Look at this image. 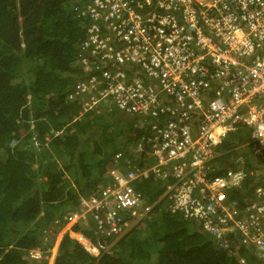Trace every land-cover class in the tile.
Returning a JSON list of instances; mask_svg holds the SVG:
<instances>
[{"label": "built area", "instance_id": "1", "mask_svg": "<svg viewBox=\"0 0 264 264\" xmlns=\"http://www.w3.org/2000/svg\"><path fill=\"white\" fill-rule=\"evenodd\" d=\"M73 8L88 24L78 48L85 74L69 99L83 114L114 107L125 115L143 133L134 151L144 155L118 153L46 238L59 237L58 247L68 234L95 256L75 226L116 241L161 204L240 264L242 250L264 264V0H82ZM230 138L250 158L217 175ZM147 180L164 186L157 203L138 189ZM247 182L254 190L244 197Z\"/></svg>", "mask_w": 264, "mask_h": 264}, {"label": "trees", "instance_id": "2", "mask_svg": "<svg viewBox=\"0 0 264 264\" xmlns=\"http://www.w3.org/2000/svg\"><path fill=\"white\" fill-rule=\"evenodd\" d=\"M72 1L0 0V264H49L29 254L54 247L45 230L78 210L79 198L92 192L118 153L136 162L144 155L134 151L143 133L125 115L114 107L83 114L82 102L69 99L85 74L78 48L88 24L70 9ZM237 147L233 138L222 147L217 175L229 162L243 167L240 159L250 158ZM55 156L64 159L61 168ZM245 161L251 168V160ZM245 188L244 197L252 196L249 182ZM138 189L150 203L164 192L163 184L151 180ZM153 212L158 217L145 220L144 230L151 233L154 250L133 230L105 251L114 241L98 240L93 227L75 226L100 247V256L66 234L53 264H240L180 213L161 204ZM241 254L247 264H260L253 252Z\"/></svg>", "mask_w": 264, "mask_h": 264}, {"label": "rangeland", "instance_id": "3", "mask_svg": "<svg viewBox=\"0 0 264 264\" xmlns=\"http://www.w3.org/2000/svg\"><path fill=\"white\" fill-rule=\"evenodd\" d=\"M81 1H82V0H73L72 3H71V5H70V9L72 10V8H73V4L80 3ZM126 124H127V121H126ZM124 127H125V126H124ZM110 133H111V132H108V133H107V136H108V137H109V134H110ZM52 160H54V162H55V164L58 166V168H61L62 165H63V163H64V159L61 158V157H56V156H55V157L52 158ZM100 174H101V169H100V168H98L97 170L94 171V176H95V177H99ZM157 217H158V213L153 212V213H151V214H150L145 220L152 221L153 219L156 220ZM145 220H144L141 224H138L137 226H134V227L129 231V233H130L131 231H133V230H137V231L140 233V236H141V239H142V240H146V243H147V239L149 240V241H148L147 248H148L149 250H154L153 243L150 241V239H151V233H150V232H147L146 230H144V228L146 227ZM65 230H66V229H65ZM63 232H65V231H63ZM53 239H54V237H51V236H50V237H47V238H46V242H50V241H52ZM58 241H59V237L56 238L55 245H54V247H53L51 250L48 249L46 252H41L40 249H36V250H32L31 252L33 253L34 256L39 257V260L42 259V258H45L46 260H48V263H49V264H53L54 259H55V257H56L57 254H58V247H57V243H58ZM118 241H119V240H116V241H114L113 243H111L109 246L104 247V250L107 251V250H109L110 248L114 247V246L117 244ZM105 244H106V243H105ZM58 246H59V244H58ZM96 248H97V249H96L97 252H98V253H101V249H100V247H99V246H96ZM97 252H93V253L95 254V256L97 255ZM29 254H30V253H29ZM30 257H31L32 259H36V258H33L31 255H30Z\"/></svg>", "mask_w": 264, "mask_h": 264}, {"label": "clouds", "instance_id": "4", "mask_svg": "<svg viewBox=\"0 0 264 264\" xmlns=\"http://www.w3.org/2000/svg\"><path fill=\"white\" fill-rule=\"evenodd\" d=\"M106 174V173H105ZM105 176V175H104ZM69 214V213H68Z\"/></svg>", "mask_w": 264, "mask_h": 264}]
</instances>
